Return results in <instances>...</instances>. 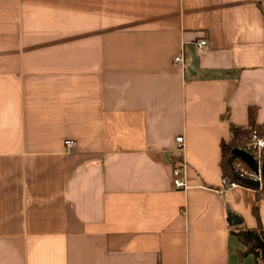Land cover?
I'll list each match as a JSON object with an SVG mask.
<instances>
[{"label": "crops", "instance_id": "obj_1", "mask_svg": "<svg viewBox=\"0 0 264 264\" xmlns=\"http://www.w3.org/2000/svg\"><path fill=\"white\" fill-rule=\"evenodd\" d=\"M249 107L264 0H0V264H255L226 204L264 198L217 191Z\"/></svg>", "mask_w": 264, "mask_h": 264}, {"label": "trees", "instance_id": "obj_2", "mask_svg": "<svg viewBox=\"0 0 264 264\" xmlns=\"http://www.w3.org/2000/svg\"><path fill=\"white\" fill-rule=\"evenodd\" d=\"M257 109L255 107L248 108L249 124L247 127H237L230 125L231 138L228 143L221 142V169L223 176L236 180L233 177V172H237L245 177H248L250 173H253L249 166L241 159L233 157V150L236 148L243 149L252 153L248 147L251 135L253 131L259 136L264 137V121L258 123L256 121ZM230 158L232 160L230 161ZM238 162L237 166L234 162ZM261 185L258 187H251L246 184H242L246 187L252 188L256 192V200L264 198V151L261 158ZM258 223L256 229H247L237 226L233 231V234L237 240L245 246V253L253 256L255 264H264V228L261 225L258 209L256 206L252 209Z\"/></svg>", "mask_w": 264, "mask_h": 264}, {"label": "built area", "instance_id": "obj_3", "mask_svg": "<svg viewBox=\"0 0 264 264\" xmlns=\"http://www.w3.org/2000/svg\"><path fill=\"white\" fill-rule=\"evenodd\" d=\"M206 45V41L205 40H200L198 42H196V46L198 48H203ZM173 62L180 66L181 68H185V59L183 57V54L180 53L177 56H175L173 58ZM175 143H176V150H181L182 146H183V137L182 136H178L175 138ZM66 147H73L75 146V141L74 140H66L64 142ZM248 147L251 149L252 153H253V157L256 160V162L258 163V169H259V173L255 174V173H250L248 178H252L254 180H258L259 181V186L261 185V175H260V166H261V158H262V154L264 151V137L263 136H259L256 131H253ZM172 184L174 186V188L177 189H185L187 188V184H186V178H185V164L183 162H176L174 163L173 169H172ZM237 186H244L242 185V183H240L237 180H233V179H229L225 176H222V178L220 179V183H219V188L217 189V191L219 192L220 196H223L225 194V192H227L228 190L235 188Z\"/></svg>", "mask_w": 264, "mask_h": 264}, {"label": "water", "instance_id": "obj_4", "mask_svg": "<svg viewBox=\"0 0 264 264\" xmlns=\"http://www.w3.org/2000/svg\"><path fill=\"white\" fill-rule=\"evenodd\" d=\"M233 157L241 159L242 161H244L249 166V168L252 170L253 173H255V174L259 173L258 163L254 159L252 154L249 153L248 151H245V150L240 149V148H236L233 150ZM231 160H232V158H230V161ZM261 169H262V167L260 166V173H261ZM233 177L237 181H239L240 183L249 185L251 187H258L260 184L258 180H254L252 178L245 177V176H243V175H241L235 171L233 172ZM226 213H227V218H228V220L232 226H238L242 223L241 218L237 214H235L234 212L231 211L228 204H226Z\"/></svg>", "mask_w": 264, "mask_h": 264}, {"label": "rangeland", "instance_id": "obj_5", "mask_svg": "<svg viewBox=\"0 0 264 264\" xmlns=\"http://www.w3.org/2000/svg\"><path fill=\"white\" fill-rule=\"evenodd\" d=\"M251 258L253 259V257H251ZM252 259H251V260H252Z\"/></svg>", "mask_w": 264, "mask_h": 264}]
</instances>
